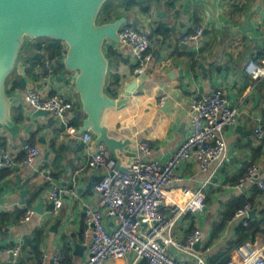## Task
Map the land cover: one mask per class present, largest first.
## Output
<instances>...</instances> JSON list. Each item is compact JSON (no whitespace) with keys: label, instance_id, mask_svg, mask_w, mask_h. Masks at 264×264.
<instances>
[{"label":"crops","instance_id":"obj_1","mask_svg":"<svg viewBox=\"0 0 264 264\" xmlns=\"http://www.w3.org/2000/svg\"><path fill=\"white\" fill-rule=\"evenodd\" d=\"M129 1L113 0L110 18L125 15L127 25L148 32L153 60L147 69L139 71L126 44H106L105 50L111 59L108 84L114 77L119 79L116 96L137 81L129 106L111 111L108 124L121 130L132 129L135 143L129 147L131 151L140 154L139 144L147 140L151 147L150 158L166 161L190 132L188 110L192 97L221 88L230 104L240 110L237 123L225 130L229 159L221 166L214 161L208 170H202L196 161L186 162L176 169L174 176L182 179L174 180L165 188L170 204L184 202L202 184L209 182L203 210L186 214L175 233L184 237L202 230L204 237L199 253L206 264H240L237 248L241 244L264 253V188L258 184L238 186L255 163L264 178V139L259 140L254 134L257 119L264 115V80L256 83L245 69L248 60L264 57V0H211L221 20L232 24L233 29L251 24L253 31L247 35L208 24L205 9L192 6L188 0H137L133 5ZM200 26L203 30L209 28V32H203L198 42H182L185 35ZM27 44L12 74L21 88L14 89L8 82L9 92L17 96L13 108H19L22 120L15 119L12 109L15 125L13 128L0 126V151L13 149L21 159L22 144L30 142L40 146L41 154L32 166L2 171L0 217L6 214L8 218H0V264H9L11 259L5 252L6 245L24 241L37 229L42 231L41 256L38 259L30 255L23 264H41L44 253L50 259L64 254L68 264H83L89 243V238L84 236L85 211L96 206L98 197L94 185L105 174L104 168L92 169L87 162L90 151L101 145L95 141L87 145L81 140L82 134H77L83 116L74 86L75 74L65 70L58 52L52 60L50 52L26 49ZM61 46V51L66 49L64 44ZM30 86L44 94L62 93L72 102L66 119L75 128L73 133L64 134L63 122L53 114H35L24 100V92ZM124 159L127 164L131 158ZM55 187L63 190V205L56 215L52 213L54 204L49 200L51 189ZM25 190L27 193L23 196ZM41 200L45 202L44 214L34 212L29 220L21 221L26 211ZM244 201L251 203L254 214L247 218L236 217L238 204ZM116 224L110 220L108 227ZM76 244L86 245L82 254H75ZM129 259L127 256L107 264H127ZM182 260L186 264L195 263L186 255H182Z\"/></svg>","mask_w":264,"mask_h":264},{"label":"built area","instance_id":"obj_2","mask_svg":"<svg viewBox=\"0 0 264 264\" xmlns=\"http://www.w3.org/2000/svg\"><path fill=\"white\" fill-rule=\"evenodd\" d=\"M202 35L203 27L200 26L185 35L182 42H198ZM119 36L123 44L130 48L138 70L147 69L153 60L148 32L125 25L119 31ZM46 63L49 65L48 60ZM245 69L256 83L261 82L264 80V57L248 60ZM24 100L34 111L47 110L56 116L64 124V134L74 132V126L66 119L73 107L72 102L62 93L44 94L30 86L24 92ZM188 111L190 132L166 161L150 158L151 147L147 140L140 142V154L131 163L129 172L115 169V163L104 145L100 144L98 149L90 151L88 166L92 169L104 168L105 174L94 185L98 197L96 206L85 211L87 226L84 236L89 238V243L88 256L83 264H107L110 260H121L127 256L130 258L127 264H186L174 253L186 255L195 261L194 264H206L195 248L196 243L204 237L203 231L197 229L181 237L175 233V229L186 214L203 210L209 181L184 202L173 204L168 202L165 188L174 180L182 179L174 174L186 162L196 161L202 170H208L214 161L219 166L228 161L225 130L237 123L240 110L230 104L225 92L218 88L206 95L192 97ZM254 134L257 139H264V115L257 119ZM81 140L87 145L94 141L89 131L82 134ZM21 150L24 155L19 159L15 150L1 149L0 183L3 170L32 166L41 154L40 146L30 142L22 144ZM246 184H258L264 188V178L258 164L251 165L238 186ZM62 194L63 190L57 187L49 194V200L54 204V215L63 205ZM251 210L252 205L247 203L236 211L235 216L247 218ZM33 215V209H28L21 221L25 222ZM110 220L117 222L115 227H108ZM244 222L247 224L246 220ZM23 245L24 241L20 240L14 245L5 246V252L12 255L9 264L19 263ZM237 250L241 256L240 264H264V253L260 249L241 244ZM64 259V254L50 259L44 253L41 264H61Z\"/></svg>","mask_w":264,"mask_h":264},{"label":"water","instance_id":"obj_3","mask_svg":"<svg viewBox=\"0 0 264 264\" xmlns=\"http://www.w3.org/2000/svg\"><path fill=\"white\" fill-rule=\"evenodd\" d=\"M108 1L0 0V126L13 128L15 125L12 109L17 96L9 92L8 81L16 70L26 40L47 38L53 44L62 42L66 49L58 52V56L61 57L65 70L75 74L74 86L81 103L83 120L77 134L89 131L96 144L105 146L115 163V169L129 172L131 163L139 155L129 149L135 143L133 131L129 127L123 130L111 127L108 117L111 111H120L129 106L137 81L131 82L120 96H114L113 89L108 84L111 59L105 50L106 44H122L119 31L129 23L125 15L113 20L108 16H101ZM188 1L192 6L205 9L210 25L214 24L220 29L229 28L234 34L242 32L247 35L253 31L251 24L233 29L232 24L221 20L211 0ZM120 5L124 6L123 3ZM117 10L115 8V12ZM132 12H135L134 8ZM203 32L208 33L209 28ZM21 83L26 85L24 78ZM35 114L44 116L50 113L47 110H36ZM124 158L131 159L125 164ZM26 193L27 190L22 195L25 196ZM44 204V200H41L33 211L43 215ZM253 214L254 211H250L249 215ZM60 222L61 220L56 224L55 230ZM200 245L201 241L196 243V250H200ZM85 246L76 244L75 254H82ZM174 255L182 260V254ZM10 256L12 257L11 254Z\"/></svg>","mask_w":264,"mask_h":264},{"label":"trees","instance_id":"obj_4","mask_svg":"<svg viewBox=\"0 0 264 264\" xmlns=\"http://www.w3.org/2000/svg\"><path fill=\"white\" fill-rule=\"evenodd\" d=\"M112 2H113V0H109L105 4V6L103 8V11H102V15H101L102 17H104V16L110 17V13L112 11V7H111V3ZM129 3H130V5H133L134 3H137V0H130ZM102 17H101V19H102ZM32 40L36 41V39H32ZM32 40H30V41H32ZM32 43L28 42V44L26 46V49H28V48L31 49V46L29 44H32ZM58 43L59 42H57L56 45H52V44L48 43V46L45 47V45H43V42L39 41V42H36V45H37L36 48L38 50L39 49H45L47 52H50V54H52L54 56V55H56L57 52L61 51V47L58 45ZM9 79L11 80L9 83H12V87L14 89L15 88H21L19 80L15 79L14 75H12ZM118 80H119L118 78L114 77L113 80L111 79V81L109 82V85L113 89V95L114 96L117 95L116 85H118ZM13 112L15 114V119L17 121H21L22 120V116L18 115V113L20 112L19 108L18 107H14L13 108ZM247 203H248L247 201H244L243 203L238 204V206H240L239 208H241V207L245 206ZM2 217L3 218H8L6 214H3ZM2 217H0V218H2ZM41 237H42V231L40 229H37V230H35V232L33 234L28 235L25 238L22 253H24L26 256L22 257L18 264H23L27 260L26 258H28V256H30V255H35L39 259V257L41 256V252H40ZM61 264H68L66 262V256H65V259L63 260V262Z\"/></svg>","mask_w":264,"mask_h":264},{"label":"rangeland","instance_id":"obj_5","mask_svg":"<svg viewBox=\"0 0 264 264\" xmlns=\"http://www.w3.org/2000/svg\"><path fill=\"white\" fill-rule=\"evenodd\" d=\"M101 15H102V14H101ZM148 34H149V33H148ZM149 35H150V34H149ZM29 40H30V39H29ZM29 40L27 39V40H26V43H27V42H29V43H32V42H33L32 44H29V45L31 46V49H30V50H36V49H37V48H36V47H37L36 42H39V41H45V42L47 41V42H48V41H49V39H47V38H37L36 41H33L32 39H31L32 41H29ZM58 42H59V41H58ZM59 44H60V45H59ZM62 44H63L62 42H59V43H58V45H59L60 47H62V46H61ZM25 45H26V44H25ZM63 49H64V48H63ZM42 50H44V49H42ZM54 58H56V57L53 56V57H52V60H53ZM54 60H55V59H54ZM56 60H57V59H56ZM10 81H11V80L9 79L8 82H10ZM9 85L11 86V83H9Z\"/></svg>","mask_w":264,"mask_h":264},{"label":"flooded vegetation","instance_id":"obj_6","mask_svg":"<svg viewBox=\"0 0 264 264\" xmlns=\"http://www.w3.org/2000/svg\"><path fill=\"white\" fill-rule=\"evenodd\" d=\"M42 42H43V45H45V47L48 46V43H49V44H53L51 40H49L48 42H47V41H46V42H45V41H42ZM41 50H42V49H41ZM44 50H45V49H44ZM45 51H46V50H45Z\"/></svg>","mask_w":264,"mask_h":264}]
</instances>
